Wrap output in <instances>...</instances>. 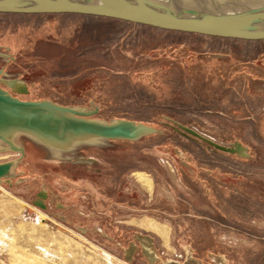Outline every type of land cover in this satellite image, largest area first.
Wrapping results in <instances>:
<instances>
[{"label": "rangeland", "instance_id": "obj_1", "mask_svg": "<svg viewBox=\"0 0 264 264\" xmlns=\"http://www.w3.org/2000/svg\"><path fill=\"white\" fill-rule=\"evenodd\" d=\"M79 32L76 19L0 17V89L46 103L60 132L70 118L148 129L34 166L27 131L1 125L0 167L15 165L0 178V264H264V96L249 88L264 84V54L249 65L184 48L108 58L82 48L93 39ZM216 208L235 227L206 217ZM142 217L165 234L138 228Z\"/></svg>", "mask_w": 264, "mask_h": 264}, {"label": "water", "instance_id": "obj_2", "mask_svg": "<svg viewBox=\"0 0 264 264\" xmlns=\"http://www.w3.org/2000/svg\"><path fill=\"white\" fill-rule=\"evenodd\" d=\"M0 14H74L206 38L264 41V0H0ZM13 100L38 108L42 104L18 101L0 89V105ZM11 168V163L0 167V178Z\"/></svg>", "mask_w": 264, "mask_h": 264}, {"label": "trees", "instance_id": "obj_3", "mask_svg": "<svg viewBox=\"0 0 264 264\" xmlns=\"http://www.w3.org/2000/svg\"><path fill=\"white\" fill-rule=\"evenodd\" d=\"M1 18H57V19H76L80 21V32L87 34L93 41L91 45L82 46L85 50L97 51L100 56L111 57L114 52H132L133 56H139L140 54H147L150 51H166V50H178L184 48L189 53H204L214 52L223 55H235V59L242 65H249L250 63L259 59L264 54V41L249 42L239 40H229L222 38L203 37L199 35L164 31L154 29L147 26H140L129 24L120 20L97 18L89 16H81L74 14H48V15H19V14H0ZM134 30L133 34L132 31ZM128 37L131 39L128 48H126V42L122 45L118 43L128 33ZM126 41V40H125ZM84 70V69H83ZM81 68L75 67L70 71L63 74H54L59 78H70L79 75ZM84 74L79 77L83 81ZM180 106L178 103L172 104L171 107ZM125 120V119H124ZM131 121V120H129ZM132 122L140 123L135 120ZM193 145L197 146V149L201 152L208 153L204 148L202 142ZM206 147V146H205ZM208 147V146H207ZM212 151V150H210ZM213 153L221 154L222 152L216 150ZM245 185V184H244ZM264 186V184H260ZM264 196V189L258 194ZM213 221L219 222L220 224L235 227L229 224L227 218L222 215L216 208V213L212 216H206Z\"/></svg>", "mask_w": 264, "mask_h": 264}, {"label": "bare ground", "instance_id": "obj_4", "mask_svg": "<svg viewBox=\"0 0 264 264\" xmlns=\"http://www.w3.org/2000/svg\"><path fill=\"white\" fill-rule=\"evenodd\" d=\"M13 85L17 88V90L26 91V86L23 83L15 81L13 82ZM40 105L45 106L47 104L42 103ZM0 114V123L15 129L31 131L33 136L39 142L48 145L52 148V150L57 152L70 150L74 143L80 144L97 142L101 136L137 137L143 131L147 130L144 126H135L126 121H120L113 125H103L92 120L70 118L65 125L64 131L60 132L61 126L52 125L53 120L59 122V119L55 117L54 114L46 113L41 108L33 107L32 105L20 104L14 100L8 101L6 105H0ZM54 156L58 158L60 155L55 153ZM135 179L144 190L151 192L152 183L146 174L136 173ZM133 223L137 225L138 228L140 227L152 230L158 234H165V227L163 228L152 219L142 218L139 220H133ZM188 258V264H201V262L194 260L190 256Z\"/></svg>", "mask_w": 264, "mask_h": 264}, {"label": "crops", "instance_id": "obj_5", "mask_svg": "<svg viewBox=\"0 0 264 264\" xmlns=\"http://www.w3.org/2000/svg\"><path fill=\"white\" fill-rule=\"evenodd\" d=\"M262 69L264 70V68H262ZM249 88L251 89L252 93L257 94L258 96H264V84H261L260 85L257 82L253 81V82L250 83ZM27 133H28V136H25L26 137V140H27L28 144L32 147V150L28 152L27 157H28V160L31 161V163L34 166H36V164L37 163H40V162H48V163L54 162L53 160L55 158H57V157L54 156L55 153H58L61 156L62 152H57L55 150H52V148L49 147L48 145H45V144L39 142L33 136V134L31 133V131H27ZM100 138H102V137H100ZM106 138H110V137H106ZM14 143H15V141H13V143L10 142L11 145H13ZM254 146H259V145L258 144L255 145L254 144ZM243 149L244 148H242L241 146L239 147V150L240 151H243ZM91 150H94V149L92 148ZM244 150H246V149H244ZM21 152L23 153V155L25 154V150H24L23 147H21ZM52 155H53L54 158L52 157ZM92 159H94V158H92ZM14 165H15V163L12 164L11 170L13 169ZM136 171H140V170H136ZM69 178H71V176H69Z\"/></svg>", "mask_w": 264, "mask_h": 264}, {"label": "flooded vegetation", "instance_id": "obj_6", "mask_svg": "<svg viewBox=\"0 0 264 264\" xmlns=\"http://www.w3.org/2000/svg\"><path fill=\"white\" fill-rule=\"evenodd\" d=\"M24 84V83H23ZM136 173H144V174H146L149 178H150V180H151V183H152V189H153V181H152V178H151V176L149 175V174H147L146 172H144V171H135V172H133V174H132V177H133V179H134V181L136 182V184L140 187V188H142L141 187V185L136 181V179H135V174ZM143 189V188H142ZM146 191V190H145ZM152 191V190H151ZM148 192V191H147ZM142 218H149V217H142ZM142 218H139V219H142ZM139 219H135V220H139ZM149 219H151V218H149ZM152 220H154V219H152ZM155 221V220H154ZM155 222H157V221H155ZM158 223V222H157ZM159 224V223H158Z\"/></svg>", "mask_w": 264, "mask_h": 264}]
</instances>
